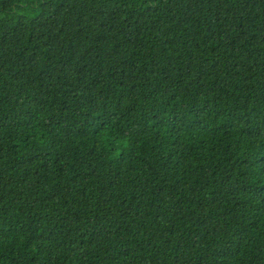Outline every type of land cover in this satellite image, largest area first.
<instances>
[{
  "label": "trees",
  "instance_id": "obj_1",
  "mask_svg": "<svg viewBox=\"0 0 264 264\" xmlns=\"http://www.w3.org/2000/svg\"><path fill=\"white\" fill-rule=\"evenodd\" d=\"M0 264H264V0H0Z\"/></svg>",
  "mask_w": 264,
  "mask_h": 264
}]
</instances>
